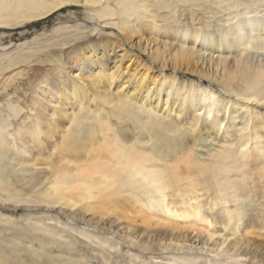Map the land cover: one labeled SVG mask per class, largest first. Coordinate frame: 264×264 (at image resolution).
<instances>
[{
  "label": "bare ground",
  "instance_id": "6f19581e",
  "mask_svg": "<svg viewBox=\"0 0 264 264\" xmlns=\"http://www.w3.org/2000/svg\"><path fill=\"white\" fill-rule=\"evenodd\" d=\"M104 1L115 6L101 7ZM75 7L96 8L91 20L118 29L127 41L137 33L159 31L167 39L165 49L151 59L162 70L173 61L174 72L184 67L194 73L201 52L218 53L216 63L223 75L216 79L207 72L203 78L234 101L210 86L176 77L151 80L154 88L145 89V95L150 78L145 66L135 91H115L113 82L126 55L117 56L121 59L111 70V46L120 48L114 43L88 40L73 47L70 63L76 77L62 76L69 63L51 50L42 52L43 58L37 51L1 54L0 78L34 58L52 68L33 73L22 89L29 111L22 123L14 127L10 121L24 111L20 105L11 106L8 119H0V209L22 213L15 219L0 216V264H264V112L256 111L264 110V0H151L144 5L138 0H0V29L39 26ZM149 8L155 10L159 27L145 26L149 18L142 10L147 15ZM195 8L203 20L207 14L226 15L219 25L205 22L195 27ZM184 11L187 23L180 20ZM113 18L118 22H108ZM137 63L135 71L142 65ZM162 101L166 109L160 108ZM68 108L76 111L68 113ZM239 115H244V123L234 135ZM250 123L254 130L247 134ZM210 138L224 148L209 151L210 161L200 160L194 149L206 147ZM52 140L56 143L51 150ZM183 182L188 185L180 189ZM171 189L185 197L199 196L186 199L180 212L169 202ZM130 196L137 200L147 227L157 219L183 218L207 235L201 251L216 234L221 239L200 256L188 236L146 229L129 233L113 228L114 221L104 223L110 212L117 217L119 212L136 211L126 198ZM62 215L86 229L64 223ZM73 233L93 245L98 257L76 249ZM257 238L263 242L256 243ZM119 241L129 245L126 253Z\"/></svg>",
  "mask_w": 264,
  "mask_h": 264
},
{
  "label": "rangeland",
  "instance_id": "374dc122",
  "mask_svg": "<svg viewBox=\"0 0 264 264\" xmlns=\"http://www.w3.org/2000/svg\"><path fill=\"white\" fill-rule=\"evenodd\" d=\"M138 1L141 2L142 5H144V4H146V2H149L151 0H138ZM107 3L110 6H115V4H113L112 1H109ZM107 3H106V1H104L103 4L101 5V7H103V5L104 6L107 5ZM178 6H179V9L184 10L183 9L184 7L182 6L181 3H179ZM95 9L96 8H94V7H75L74 9L73 8H67V9L63 10L62 12L56 14L53 18H51L45 22H42L39 26L19 27L17 29H13V28L12 29H9V28L0 29V55L3 53H10L12 55H16L17 53H19L22 55H27V54L31 53L32 51H37V55L43 58L44 54L48 53L51 50V51H54L55 57H60V58L62 57L63 62L69 63L66 66V68H64L65 73L62 76H65L68 74V75H72L73 77H76V75H74L75 74L74 72H76V71L73 70V64L70 63L71 62L70 58H74L73 55H72L73 57L70 56L71 55L70 53H71L73 47H75L77 45L82 46V43H84L88 40L93 41L95 43L101 42L103 44H108V45L111 43H114V44H117L118 46H120V48L117 49V48L111 46L112 50L110 51V54H111V61L112 62L108 61L109 68L112 70L114 62L121 59V58L116 59L117 56H119V55L125 56L126 55L125 61L122 63V65L119 64V65H121L120 70H119L120 72L116 75L115 81L113 82L114 83L113 89L115 91L121 90V89H123L124 91L126 89L128 91H131V92L135 91L134 90L135 85H137L139 82H141L140 77H142V75L146 72L145 68H143L145 66L147 68H150V71H149L150 78H148V81L145 82L147 87L143 88V90H144L143 92L145 95H147V92H145V89H147L148 87L150 89L154 88L151 80H153V79L161 80L162 78L165 80L166 77L167 78L176 77L180 81L194 83L195 86H199V87H203V88H207L210 86L212 89H214V91L218 95L222 96L224 99L234 101V98L229 97V96L225 95L224 93H222L216 83H214V82L211 83L209 79L203 78V75L206 74L207 72L209 74L211 73L212 78L213 77L216 78L215 76H217L218 78H216V79H219L223 75L222 74L224 72V71H222L223 69L221 68L220 65L217 64L219 62V61H217V60H219V54L218 53L213 55L207 51L201 52V55L203 57L201 58L202 59L201 61H199L197 64H195L196 66H194L195 67L194 73L193 72H190V73L187 72L184 67H182L184 70L182 69L179 72H178V70L176 72H174V67H172L173 61L167 65V68H164L162 70L161 65L159 63L153 64L152 59H151L152 55H154V53L157 52L160 54L165 49L164 43L166 42L167 39L163 35L159 34L158 33L159 31H156V30H153L152 32L146 31L147 33L144 32L142 35L137 33V34H134L132 36L131 41H127V38L125 37L126 35H124L118 29L112 28V27H104L103 22L99 21V20H97V21H99V23H96L97 21L96 22L92 21L91 18L94 16V14H92V11H94ZM142 11H143L142 16H146V17L148 16V18H149L148 19L149 22L148 23L146 22L145 26H147L148 28L152 25L159 27L158 26V25H160L159 24L160 22H158L159 19L156 18L157 15L154 16L155 10H153L152 8H149L150 12L147 13V15L145 13V10H142ZM195 11L197 12V15L194 17L195 27L202 25L205 22H208L209 24H211L210 26H212V27L215 25H219V24H217V22L220 19H223L224 16L226 15L223 13L222 15H219L217 17H213L212 14H207V15H205V20H203L202 19L203 15H199L200 13H198L199 10L197 8H195ZM181 13H182L181 19H180L181 22H183V23L189 22L190 18L188 19V17H189L188 11H184ZM160 14L164 15L163 12H160ZM199 20H201V21H199ZM108 22L117 23L118 19L113 18L112 20H109ZM99 24H100V26H99ZM96 27H98L97 30H95ZM58 30H61V31L59 33H56ZM139 33H142V31H139ZM76 35H78L81 39L80 40L75 39L74 36H76ZM37 42L41 46L39 44H37ZM64 43H69V44L65 45ZM51 45H54V46H51ZM36 47H37V49H36ZM100 51L101 50H98V52H100ZM164 55L167 59L171 58V55L167 56L166 52ZM232 57H230V59L232 61L229 59L230 63H233V61H234L232 59ZM134 60H136V62ZM209 60L211 62H209ZM32 61L33 62L29 65L23 64V65L17 66L16 68L6 72L5 75L2 78H0V119H1V117H4V116H6L4 118L8 119V116L11 114V111L9 110L11 108V106H16V105L19 106L20 105L21 107L25 108V105L23 104V102L26 99V97L23 94L22 89H24L28 86L29 79L33 77V73H36L37 71H41L44 69L52 68L51 64L37 62V59H35V58L32 59ZM138 61H139V64L141 63L142 65H139V66H141L140 69L135 71V68L138 65V63H137ZM218 66H220V67H218ZM197 72H198V74L201 72V74L198 75ZM109 73H111V71ZM135 73H136L137 77L132 76ZM172 74H175V75H172ZM17 75L20 77H18ZM12 80H13V82H12ZM4 83H6V84L8 83L9 86L8 85L6 87L3 86ZM139 89H141V87ZM157 102L158 101L155 100L153 102V105L154 104L156 105ZM162 103L160 105V108L166 109L165 102L162 101ZM231 103L233 104V102H231ZM55 104L59 105V101L55 100ZM236 106L239 107L238 103L237 104L234 103V108H236ZM249 108L250 109L254 108V110H255V107L252 105H250ZM71 110L72 109L68 108V113H71ZM240 110H237V111L240 113L241 112ZM258 110L264 112V110L256 109V111H258ZM73 111L75 112L76 110L74 109V110H72V112ZM1 113H3L4 115H1ZM241 113H240V115H241ZM28 115H29V111L25 108L24 111L20 114V116L17 119H14L11 116L10 121L12 122L13 126L15 127L17 124L22 123ZM239 116L236 117L238 119H236L235 123H234L235 128L237 130V131L235 130L232 132L234 135L240 134V129L243 127L242 123H244V122L241 121V117L243 118L244 115L240 116V117ZM173 117H175V116H173ZM112 120L114 123L116 122L115 119H112ZM13 129L14 128L11 129V133H13ZM223 130H224V127L222 129L221 135L224 133ZM251 130L253 131L254 128L252 127V125L250 123V127H249V130L247 131V134H249L251 132ZM262 134H263V131H261L260 136ZM52 141H53V145L51 144L50 149H51V147L53 148L55 143H56V140L55 141L52 140ZM219 141H221V140H219ZM227 142L232 143L233 140L231 139L230 141H227ZM222 148H224V145L222 142L219 143L218 141H212V138H210V139H208L206 147L199 148V149L195 148L194 151L196 152L198 157L200 155V157H199L200 160L205 159L206 161L207 160L210 161V158L207 155V153L209 151H213V152L218 151ZM160 167H161V165H160ZM186 185H188V182H183L182 184L178 185V187L180 189H183V187ZM173 189H174V187H173ZM175 193L171 189L170 193H168L169 195L171 194V196L168 199H169V202L175 203L176 209H178L180 212L185 208L184 206H182L183 202H188V200H186V199H188L189 197H194L195 195L199 196V193H194L193 194L194 196L192 195V196H188V197H185L186 193H183V194H177V192H175ZM0 194H2V193H0ZM126 198H128L127 200H129V204L131 206H134L136 211L131 210L129 212H119L117 217H115L116 216L115 213L110 212V214H113V215H110V217H106L105 218L106 220H104L106 222H104V221H102V222L107 223L108 221H110L112 223L114 221L115 224L113 225V228H115V229L119 228L120 230L126 229L129 231V233H133L135 230L140 231L141 233H144L147 230H150V231H152V230L158 231L159 230L158 232L166 231V233H170V232L172 233L173 232L174 234H178V235L182 234V237H185L186 239L190 238L189 241L195 243L193 246V249H195V248L199 249L200 251L198 252V255H200V256L207 255L206 251L211 249L221 239L220 235L216 234L213 237V239L208 242V245L203 247L204 251H201L202 243H203V241L206 242L208 237H207V235L204 234V232L200 233L201 232L200 229L192 228L191 227L192 224L185 221L183 218L173 219L172 221L169 219H166V220L157 219L154 222L151 221L150 227H147L144 224L143 220L140 219V216L142 214L138 210L139 209L138 204H135V202H137V200L134 201L133 200L134 197H131V196L126 197ZM201 198H199V199H201ZM193 202L194 201H192L191 204H194ZM93 203L94 202H89L88 205L93 204ZM232 205L233 204H229V207L232 208L231 207ZM56 209H59V207L58 206L55 207L54 211ZM73 211H75V209H73ZM21 214L22 213L18 214L16 212H7V211L0 209V216L7 215V216L13 217L15 219V218L21 217ZM61 217L63 218V221L66 224H70L74 227L86 229L85 225H80V224H77L75 222H72L64 215H62ZM87 217L91 218L92 215L90 213H87ZM48 224L49 225H55L56 223L55 222H48ZM194 229L195 230L197 229V230L195 231ZM167 231H170V232H167ZM97 232H99L104 237L113 238L112 235L107 234V232H103V231L101 232L99 230ZM153 233L154 232H150V236ZM187 236H188V238H187ZM74 237H76L75 238L76 245H77L76 249H78L79 251H81L82 253H84L88 257H93V258L98 257V255L94 251H92V249H94L93 245H91V244L89 245L87 242H85V240L80 239V237L78 238V236H76V235ZM114 239L116 240V238H114ZM259 239H261V238H257L258 242H256V243H261L262 239L261 240H259ZM77 240H79V241H77ZM190 242H188L186 245L190 246ZM84 244L87 245L88 247L85 246ZM119 244L121 245V248L123 251L122 254L126 253V251L129 250L128 244H124L122 241H119ZM226 246H227V244L225 246H223V248L220 247L218 253L221 250H224L226 248ZM165 253H167V252H165ZM165 253L163 255H167ZM192 253L195 254L194 251H190V254H192ZM211 257H214V255H211ZM95 263L100 264L101 262L95 260Z\"/></svg>",
  "mask_w": 264,
  "mask_h": 264
}]
</instances>
